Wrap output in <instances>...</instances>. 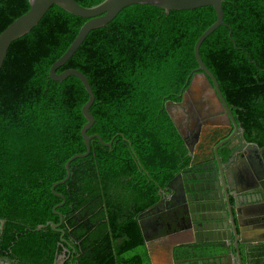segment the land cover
Segmentation results:
<instances>
[{
  "label": "trees",
  "instance_id": "obj_1",
  "mask_svg": "<svg viewBox=\"0 0 264 264\" xmlns=\"http://www.w3.org/2000/svg\"><path fill=\"white\" fill-rule=\"evenodd\" d=\"M76 1L92 6L104 0ZM29 9V0H0V32ZM222 9L225 24L204 39L199 55L230 104L254 109L264 93V0H223ZM215 19L212 6L166 14L160 7L133 4L106 26L89 31L56 72L75 69L86 76L95 98L90 107L94 122L87 134L97 133L105 142L113 139V147L92 138L89 155L70 163L69 178L55 187L56 193L69 199L66 188L77 187L79 199L86 196L87 200L98 193L93 185L99 189L110 178L115 183L146 185L142 194L149 197L148 183L164 182L166 172V180L171 178L182 146L165 103L180 101L179 95L198 68L197 38ZM85 21L52 5L30 32L10 45L0 70V212L5 214L4 205L13 202L5 215L19 220L9 222L11 228L6 226L14 239L6 236L5 243L17 244L8 251L10 257L16 253L28 264H56L63 248L72 252L71 242L84 235L82 246L74 247L81 248L85 257L63 264H98L85 260L106 256L85 228L71 239L68 229L77 227L75 218L69 225L63 221L62 235L51 226L38 229L47 223V215H54L43 206L58 201L51 189L65 178V163L86 151L81 135L86 122L81 108L88 100L84 87L74 76L61 82L48 77L51 65ZM138 165L149 177L136 171ZM101 220L100 216L99 235H95L99 241ZM124 224L131 237L122 228L115 229L114 237L125 239L107 256H114L115 264H151L146 252L140 251L142 257L135 253L145 243L138 225L131 219ZM256 252L251 264H264V247Z\"/></svg>",
  "mask_w": 264,
  "mask_h": 264
},
{
  "label": "flooded vegetation",
  "instance_id": "obj_2",
  "mask_svg": "<svg viewBox=\"0 0 264 264\" xmlns=\"http://www.w3.org/2000/svg\"><path fill=\"white\" fill-rule=\"evenodd\" d=\"M192 76L191 85L179 95L180 101L165 103L180 133L182 146L178 169L170 179L166 180L169 174L166 172L164 182L148 183L151 190L148 197L142 194L146 185L141 188L136 183H115L108 178L105 184H99V189L93 185L98 193L87 200L86 196L79 199L77 187H67L70 202L62 193H57L62 196L57 197L59 202L43 206L54 214L47 215V226L56 224L54 231L62 235L63 221L69 225L75 218L78 228L68 229L71 239H76L85 228L97 248L104 249L106 256H91L85 262L115 264L114 256L109 258L107 254H112L125 239L115 238V229L122 228L131 237L125 231L127 225L122 226L127 219L134 220L139 235L145 240L144 246H138L135 253L142 257L144 254L140 251L146 252L151 264H196L198 259L188 263L185 254L179 257L178 253H185L186 246L203 244L222 248L216 264H239V261L251 264L256 259L257 246L264 244V93L261 92L254 109L238 108L221 92L222 99L214 88L209 90L203 75ZM194 81L198 82L197 88L192 85ZM139 163L137 160L136 164ZM136 171L149 177L141 165ZM12 206L13 202L4 205L5 214ZM5 214L0 212V264H28L18 259L16 253L17 257L13 253L10 257L8 253L17 244L5 243L6 236L11 241L14 239L12 230H6V226L19 217ZM100 216L101 241L97 238ZM84 238L85 235L71 242L72 252L65 246L56 264L70 258L72 261L75 257L84 258L81 248L76 251L74 247L80 243L82 246Z\"/></svg>",
  "mask_w": 264,
  "mask_h": 264
},
{
  "label": "water",
  "instance_id": "obj_3",
  "mask_svg": "<svg viewBox=\"0 0 264 264\" xmlns=\"http://www.w3.org/2000/svg\"><path fill=\"white\" fill-rule=\"evenodd\" d=\"M223 0H104L99 4L92 6H83L79 4L76 0H29L30 9L25 13L14 19L2 32H0V70L3 66L4 60L7 56L8 49L10 45L16 41L17 38L30 32L44 17L48 9L52 5H56L68 13H71L76 16L86 18V21L81 25L79 31L77 32L72 43L64 54L56 60L49 69L48 77L55 82H61L68 78L69 76L76 77L84 87L88 100L81 108L82 115L84 116L86 122L81 128V135L84 140L86 151L81 154H75L65 163L66 176L63 180L58 181L52 185V191L56 186L64 184L70 175L69 165L75 159H83L87 157L91 150V140L92 138H97L99 142L104 147L111 149L113 147V139L105 142L102 140L101 136L97 133L87 134L88 128L93 124L94 118L90 112V107L94 102V94L90 87V84L84 74L75 69H67L61 73H57V69L67 63L74 53L78 50L81 44L84 42L85 37L90 30L100 28L109 24L120 12L121 10L133 4H148L156 7H160L164 10L166 14H169L171 10H190L196 9L203 6H212L216 19L209 25L197 38V42L194 47L195 58L198 63V68L194 70L193 73H200L206 78L207 85L209 90L216 91L218 97L222 99V95L218 88V84L215 80L213 74L207 69V67L202 62L199 55V48L204 39L212 33L218 26L224 25L223 22V9H222ZM230 35V33H229ZM191 74V76L193 75ZM194 78V77H193ZM193 81V79H192ZM192 83V82H191ZM190 80L188 84H190ZM189 85V86H190ZM194 88L198 87V82L194 81L192 84ZM173 118V116L171 115ZM57 197L62 198L61 195L54 193ZM224 219V216H222ZM47 224L39 226V229L46 227ZM53 229H56V224H51ZM59 225V224H57ZM221 247L219 245H206L196 247H187L185 248V253L180 251L178 253L179 257L185 254V261L190 263L194 259H198L196 264H216L220 257ZM239 264H243L242 261H239Z\"/></svg>",
  "mask_w": 264,
  "mask_h": 264
},
{
  "label": "crops",
  "instance_id": "obj_4",
  "mask_svg": "<svg viewBox=\"0 0 264 264\" xmlns=\"http://www.w3.org/2000/svg\"><path fill=\"white\" fill-rule=\"evenodd\" d=\"M258 247H264V244H262V245H258L257 248H258Z\"/></svg>",
  "mask_w": 264,
  "mask_h": 264
},
{
  "label": "bare ground",
  "instance_id": "obj_5",
  "mask_svg": "<svg viewBox=\"0 0 264 264\" xmlns=\"http://www.w3.org/2000/svg\"><path fill=\"white\" fill-rule=\"evenodd\" d=\"M12 262V261H11Z\"/></svg>",
  "mask_w": 264,
  "mask_h": 264
}]
</instances>
